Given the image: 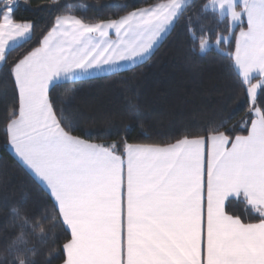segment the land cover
<instances>
[{
	"label": "snow or ice",
	"instance_id": "1",
	"mask_svg": "<svg viewBox=\"0 0 264 264\" xmlns=\"http://www.w3.org/2000/svg\"><path fill=\"white\" fill-rule=\"evenodd\" d=\"M0 3V62L30 22ZM230 26L243 23L231 54L247 85V135L214 129L166 144L94 143L57 109V82L108 73L147 56L178 25L197 54L229 42L200 26L196 0H155L115 18L57 16L37 46L9 68L18 107L5 125L8 145L48 190L71 239L64 264H264V0H211ZM253 79L256 80L253 83ZM242 197L260 217L245 223L226 211ZM19 252L20 249H15ZM11 264H33L17 255Z\"/></svg>",
	"mask_w": 264,
	"mask_h": 264
},
{
	"label": "trees",
	"instance_id": "2",
	"mask_svg": "<svg viewBox=\"0 0 264 264\" xmlns=\"http://www.w3.org/2000/svg\"><path fill=\"white\" fill-rule=\"evenodd\" d=\"M210 0H196L200 26L212 40L229 38L220 48L190 51L179 25L171 30L145 62L108 75L56 85L57 109L80 135L106 146L112 143L166 144L184 136H207L214 129L230 137L244 134L252 118L251 101L232 60L237 28L213 10ZM155 0H17L13 18L30 22L32 36L8 51L0 65V264L25 255L33 264H63V245L70 233L59 218L49 192L12 154L5 133L9 114L18 107V93L9 68L33 47L57 16L72 14L86 21L115 18ZM264 107V88L257 92ZM228 211L243 221L258 220L244 202L231 200ZM15 249H20L19 252Z\"/></svg>",
	"mask_w": 264,
	"mask_h": 264
},
{
	"label": "crops",
	"instance_id": "3",
	"mask_svg": "<svg viewBox=\"0 0 264 264\" xmlns=\"http://www.w3.org/2000/svg\"><path fill=\"white\" fill-rule=\"evenodd\" d=\"M211 3V0L208 2V4H210ZM208 9H210V10H212L210 7L208 8ZM214 11V10H213ZM218 13V12H217ZM245 21H246V18L244 19ZM238 24H240V23H238ZM237 24V25H238ZM236 26V25H235ZM246 27H247V22H246ZM245 27V28H246ZM171 31V30H170ZM169 31V32H170ZM169 34V33H168ZM167 34V35H168ZM166 35V36H167ZM27 36V35H26ZM165 36V37H166ZM164 37V38H165ZM21 38H24V37H21ZM21 38H18V39H16L15 41L16 42H19V40H21ZM164 38L161 40V42L164 40ZM21 42V41H20ZM161 42L160 43H158L153 49H152V51L147 55V56H145L144 58H142V59H138L135 63H132V62H123V63H121L120 64V66H119V68H116V69H114V70H112L111 72H108V73H91V74H88V75H84V76H81V77H79L77 80H81V79H86V78H92V77H98V76H103V75H108V74H112V73H115V72H119V71H122V70H125V69H128V68H131V67H134V66H136V65H138V64H140V63H143V62H145L147 59H149L150 58V56L153 54V52L155 51V49L161 44ZM236 69L238 70V68L236 67ZM238 72H239V70H238ZM239 74H240V72H239ZM241 75V74H240ZM242 76V75H241ZM243 78V77H242ZM253 83H255L256 82V80L255 79H253V81H252ZM58 83H63V82H57V84ZM259 90V89H258ZM250 128V126L248 127V129ZM248 131V130H247ZM240 135H247V132L246 133H244V134H240ZM235 137V136H234ZM234 137H232V138H234ZM132 144H148V143H132ZM9 149H10V151L12 152V154L15 156V154H14V152H13V150L10 148V146H9ZM16 157V156H15ZM17 158V157H16ZM18 159V158H17ZM28 171L32 174V172L28 169ZM33 175V174H32ZM34 176V175H33ZM35 177V176H34ZM36 178V177H35ZM36 180L38 181V179L36 178ZM46 190H47V188L40 182V181H38ZM48 191V190H47ZM231 200H236V201H242V202H244L246 205H247V203L243 200V198L242 197H230L227 201H226V211L228 212V214H230V215H232L229 211H228V208H227V203L228 202H230ZM248 206V205H247ZM249 208H250V206H248ZM251 209V208H250ZM252 211H253V209H251ZM254 212V211H253ZM255 213V212H254ZM256 214V213H255ZM234 216V215H233ZM259 219H260V217H259ZM259 219L258 220H254V221H244L245 223H257V222H259ZM243 221V220H242ZM66 226V225H65ZM67 227V226H66ZM67 229H68V231H69V233H70V230H69V228L67 227ZM70 239H71V233H70ZM64 252H65V259H66V251H65V249H64ZM64 264V263H63Z\"/></svg>",
	"mask_w": 264,
	"mask_h": 264
},
{
	"label": "rangeland",
	"instance_id": "4",
	"mask_svg": "<svg viewBox=\"0 0 264 264\" xmlns=\"http://www.w3.org/2000/svg\"><path fill=\"white\" fill-rule=\"evenodd\" d=\"M0 3H2V0H0ZM242 23H240V24H238V25H236V26H232L233 28H237V27H239L240 25H241ZM241 28V27H240ZM240 31V30H239ZM239 31H238V33H239ZM237 33V34H238ZM32 36V30L27 34V36H24V38H21V40H19V42H16V41H14V42H11V46H10V48L8 49V51L11 49V48H13V47H15L16 45H18L19 43H21V42H23V41H25V40H27V39H29L30 37ZM21 41V42H20ZM212 47H215V48H220V45L219 46H216L214 43L210 46V48H212ZM207 51V50H206ZM3 64V62H0V65H2Z\"/></svg>",
	"mask_w": 264,
	"mask_h": 264
},
{
	"label": "water",
	"instance_id": "5",
	"mask_svg": "<svg viewBox=\"0 0 264 264\" xmlns=\"http://www.w3.org/2000/svg\"><path fill=\"white\" fill-rule=\"evenodd\" d=\"M15 1H17V0H15Z\"/></svg>",
	"mask_w": 264,
	"mask_h": 264
}]
</instances>
